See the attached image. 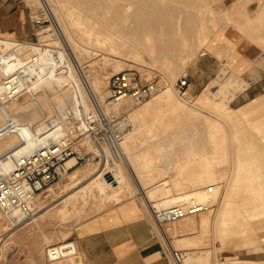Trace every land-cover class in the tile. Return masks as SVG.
<instances>
[{"label": "rangeland", "instance_id": "obj_1", "mask_svg": "<svg viewBox=\"0 0 264 264\" xmlns=\"http://www.w3.org/2000/svg\"><path fill=\"white\" fill-rule=\"evenodd\" d=\"M56 2L58 4L56 6L58 16L68 33L66 35H71L75 40L90 50H96V54L83 60V63L88 65V74L93 77L97 76V78H102L105 82L107 81V86L100 87L102 89L101 91L105 89L109 90L108 78L112 73L121 70H130L135 72L141 82L155 77L161 80V82L166 81L173 88L175 100L182 104L184 108L181 112L182 114H179L180 118L178 121L173 122L171 124L173 126L163 132L166 129L165 126L160 129L143 126L145 124L147 125V121H149L148 124L151 126H155L156 121L164 122L165 125L169 119H172L171 115L169 117L166 108L152 109L145 115L135 116L133 113L141 104L128 106L129 119L133 123V130H131L129 133L131 135L127 139L129 151L145 146L147 144L145 143L146 137H156V131L162 132L161 135L166 136L165 134L177 124L185 125L188 123V129L181 133L185 135L182 138L183 142H187V144L183 143L181 146L178 140L174 138L173 145L176 144L175 147L166 144L165 147L160 149L158 144L153 146L151 150L154 158L153 161H156V163L160 162L159 164H161L165 163L166 160L167 163H170L168 172L163 170L162 175L165 176V179L160 184L153 183L150 185L146 181L149 175H153L157 171L156 169H143L141 173L137 174L136 178L139 189L133 177L128 173V170L121 168L120 172L127 184L124 187L111 188L108 184L106 185V177L103 176L104 164L96 159L77 164V166L83 169V173H85L81 177L78 185H72L65 189V191H62V187L70 179L67 175L57 182V187L50 185L56 188L54 194L49 195L52 192L49 189L51 188L50 186L43 193H40L41 206L44 207L42 211L48 208L49 210L43 217L39 218L38 223L33 224L30 231H26L29 226L26 223L12 227L0 212V233H7V241L15 246V249L12 251L7 250L8 247L5 245L2 247L0 251L2 261L0 264H92L89 253L85 248L88 250L91 249L93 252L92 257L97 256V259L107 257L111 260V257L107 255L111 251L110 247L108 245L105 248L101 247V243L105 242L101 235L91 234L85 237V233L87 234L88 231H96L98 226H91L86 231L84 229L88 223L90 224L101 213H109L111 210L114 211L117 205L135 198L139 200L149 216L152 226L150 228L153 230L152 234L154 235L153 238L158 239L161 244L160 248L163 251V255H165L166 264H178L173 260L172 253L165 244L158 230L159 226L153 219L151 209L148 208L144 199L146 198L152 202L167 200V205L177 204L178 202L168 200L178 198L183 202L190 198H197L196 196L190 195V193H185L184 195V192H191V189L203 188L207 185H210L211 189L208 195L203 196V199H198L199 201L202 200V202L208 203L209 208L207 210L200 211L185 219H179L172 223H162L163 228L167 230L169 228L168 232L170 237L168 240L173 245L172 247L174 249H181L184 252V256L186 257L185 264L189 263L190 255L193 256L196 254L201 258L204 257V261L198 264H264V211L261 210L259 214L257 213L252 217L254 209H259V207L254 208V200L262 201L264 199V93L249 99H244L239 96L236 100H233L243 90L237 92L238 86L244 83V81L240 78L239 73L233 69L234 66L229 62L226 63V61H222L219 70L206 87V91L210 95L208 105L203 106L200 104L198 97L188 96V94L187 97H182L173 87L174 82L179 77L185 76L184 74L188 64L201 53L212 51L216 47L221 49L226 46L222 39L226 30H230L232 35L239 40L238 42L252 45L255 54L262 56V58L257 60L261 70L258 75L264 76V0H194V3L197 6L199 5L198 8L200 7L199 12L201 11V14H198V16L201 15L198 19L204 20V25L200 26L199 30L193 36L188 37V40L185 42L187 45L181 46V49L175 57L168 59H156V55H151L147 52H142L144 59L126 55L116 57V55L110 53L108 48L98 46L94 42H84L77 28L71 23L73 17L72 8L78 12H86L83 3L81 4V2L71 0H56ZM236 5L237 10L234 9ZM98 15L100 16V12H98ZM0 36L21 39L9 34H0ZM32 38L33 36L31 34L27 40ZM105 55H109L111 58L109 57V60H104ZM217 55L220 58L223 57L221 51H218ZM101 57L103 58L102 60ZM114 58H119L123 61L121 70L117 71L115 69ZM228 75L236 76L237 83L236 86L232 87L223 85V88H226L222 99L225 103L224 108L226 114L222 115L213 110L212 106L216 99L213 96L214 93L212 90L222 85V83L218 82L217 77L222 76L226 79ZM214 82L215 85H213ZM212 85L213 87L211 89L210 86ZM39 94L41 92H37L35 94L36 97L23 95L18 100L26 103L32 102V100L39 102L43 98V95L39 96ZM158 94L151 99L153 100V98L155 99L161 95ZM52 96L54 95H50L49 98H52ZM108 96L105 97L106 101L108 100ZM14 104L16 102H10L11 106ZM226 115L235 118L234 120H230L226 118ZM216 119L221 122L219 124L223 129L217 132L218 144L220 145L217 154L219 157L213 161L211 160L210 164H213L212 170L217 173L215 175L218 178L213 173H210L211 170L201 160H197V162L187 166L186 164H184L185 166L180 165L183 158L196 150L193 149V151L188 146L198 147V145L205 144L208 148L213 146L214 142L210 134L215 130L213 123ZM196 128L200 129V131L194 134L193 132ZM223 134L226 137L222 139ZM142 136L144 138H141ZM163 137L160 142H164ZM136 141L141 142L137 144ZM223 141L225 144L222 143ZM190 143L193 144L191 145ZM169 150H172V153L166 155L165 159H162L161 155L169 152ZM222 152L224 153L222 154ZM119 161H116V163H120ZM240 161L244 163L238 169V162ZM109 167L112 168L111 166ZM112 170L114 172L113 168ZM201 170L204 173L206 171L208 176L211 174L209 180L206 183L202 181L191 182L189 180V174H198ZM235 176H237V180L232 188ZM211 177L212 179H210ZM174 180L176 185H172L171 183ZM186 183H188V186H186ZM260 185L262 186L259 188ZM187 187L190 189L186 190ZM74 191H76L75 194L69 196ZM256 191L260 193L259 198ZM77 192H84L85 198L79 196ZM225 200L227 203V205L225 204L227 213L223 226L219 230L220 228L218 227L222 223L220 224L217 215L222 209ZM36 214H39V210ZM6 227L9 228V233L5 230ZM175 227L179 230L177 234L173 232V228ZM83 231L84 236L81 235ZM220 231L221 234L219 233ZM11 232L14 233L11 234ZM66 241L76 243L78 248L77 253L71 257L68 256L48 262L45 255L46 246L55 244V242L60 243ZM91 245L93 246L91 247ZM202 252L206 253L203 254ZM201 253L206 256H203ZM190 260L191 262L193 261L192 259ZM192 264L197 263L193 261Z\"/></svg>", "mask_w": 264, "mask_h": 264}, {"label": "built area", "instance_id": "obj_2", "mask_svg": "<svg viewBox=\"0 0 264 264\" xmlns=\"http://www.w3.org/2000/svg\"><path fill=\"white\" fill-rule=\"evenodd\" d=\"M25 1L33 12V38L22 40L0 36V103L23 95L33 96L37 91L41 92L40 87L35 90L36 86L60 78V91L70 86L73 97L64 107L55 106L46 118L50 130L44 135L53 131L56 135L48 136L44 144L30 152L15 154L8 149L0 155V165L4 159H10L13 167L0 171V212L12 227L22 225L35 213L34 202L38 194L65 178L81 162L98 159L104 164L103 176L113 183L115 175L109 166L121 160L120 139L132 130L128 106L144 103L167 86L166 81L161 82L156 77L141 82L135 72L121 70L108 78L109 96L102 103L88 80V65L77 59L66 40L56 0ZM188 82L186 76H181L173 84L182 97H187ZM20 128L7 116L0 125V138L7 132H18ZM44 135L34 134L36 138ZM71 159H74V165L69 164ZM208 208L207 202L190 198L163 209H151V213L155 222L162 225ZM6 234L0 233V251L4 245L7 250L15 249L7 241ZM72 242L47 245V261L73 254ZM171 253L175 263L184 257L181 249H173Z\"/></svg>", "mask_w": 264, "mask_h": 264}, {"label": "bare ground", "instance_id": "obj_3", "mask_svg": "<svg viewBox=\"0 0 264 264\" xmlns=\"http://www.w3.org/2000/svg\"><path fill=\"white\" fill-rule=\"evenodd\" d=\"M71 1L81 2V4L83 3V5L86 8V12H82V11L78 12L75 11L74 8H72L73 17L71 21V23L79 31L81 35L80 37H82L84 42L87 43L94 42L98 46L108 48L110 53L116 55V57L126 55L129 57L133 56L136 58L144 59V57H142L143 54L142 52H147L151 55L152 54L156 55V59L173 58L176 56L177 52L181 49V46L186 44L185 42L188 40V37L193 36L199 30L200 26L204 25V20L198 19L201 16V15L198 16V14L201 11L199 12L200 7L198 8L199 5L197 6L194 3V0H71ZM236 7L237 5L234 6V9H236ZM98 12H100V16L98 15ZM65 34H68L67 31L65 32ZM179 35L180 37L183 38H180ZM66 38H67L66 39L67 42L73 49L77 59H79L80 62L83 63V60H86L88 57L96 54V50L93 51L83 46L81 43H79V41L75 40L71 35L68 36L66 35ZM109 57H110L109 55H105L104 60H109L111 58ZM102 59L103 58L101 57V60ZM114 60H115L114 61L115 69L117 71L121 70L123 61L119 58L117 59L114 58ZM90 63L89 65L92 66V64ZM94 77L88 74V78H89L88 80L94 92L97 94L99 100L102 103H104L106 101L105 97L109 95V90L105 89L101 91L102 89L100 87L107 86L106 85L107 81L105 82L104 79L99 77L97 78V76ZM217 79L219 83H222V85H220L219 88L217 87L216 89L212 90L214 93L213 96L216 99L212 107L214 111L218 112L219 114L225 115L226 114L224 108L225 103L223 102L224 100L222 99L224 97V93L226 92V88H223V85L225 84L227 85V87L236 86L237 77L228 75L226 79L222 76L217 77ZM61 81H62L61 78L56 79L55 81L52 82L46 81L44 85H39L35 87V90H38L37 88L40 87L41 94H39V96L43 95L42 101L36 102L32 100V102L26 103V102H20L18 99H14L11 101L16 102V104L12 106L10 105L11 101L3 104L0 103V125L5 121V118L9 116L10 119H12L16 124H19L21 126L18 132H7L3 137L0 138V155L3 153V151H6L8 149L13 151L15 154H18L20 152H30L35 148H37L38 146H40L41 144H44L48 136L57 134L56 131H53L47 136L44 135L47 134L50 130L46 122V118L49 115H51V112L54 110L55 106H58L60 108L64 107L66 104L72 101V97H73L70 86H66L62 91H60L59 88L61 87H59L58 85L61 84ZM213 85H215V82ZM213 85L210 86V88L213 87ZM246 86H247V82L244 80V83L238 86L237 92L239 90L244 89ZM159 94H161L159 97L155 99L153 98V100L152 99L146 100V102L142 103L139 106V108L134 111L133 115L135 116L145 115L152 109L157 110V109H162V107L166 108L168 110L169 117L171 115L172 119H169L166 122L165 124L166 129H164L163 131L165 132L167 131V129L173 126L171 125L173 124V122L178 121V119L180 118L179 114L183 111L184 108L182 104H180L178 101L175 100L174 91L172 86H170V84H167L166 88L163 91H161ZM50 95H54V96H52V98H49ZM209 96H210L209 93L205 90L198 97V102L203 106L208 105ZM33 97H36V95H33ZM106 106L109 107V104H106ZM226 118L230 120H234L235 117L226 115ZM216 121L213 123L215 130L210 134V137L214 142L213 146L211 148L205 146L206 144L198 145V147L188 146L192 150L193 149L196 150L195 152H191L188 156L183 158V160H181L180 165L186 164L187 166L189 164L197 162V160H201L205 162L206 167L211 170L210 173H213L214 175L217 174L214 172V170H212L213 164H210V162L211 160L213 161L214 159L219 157V155L217 154L219 152L220 145L218 144L217 132L222 131L223 128L219 124L221 122L218 119H216ZM187 124L188 123H186L185 125L177 124L175 127L170 129L166 134L164 133L166 135L163 137L164 142H160V144H158V147L160 146L161 149L165 147L166 144L175 147L176 144L173 145L174 138L178 140L181 146L183 143L187 144V142H183L182 140V138H184L185 135L181 134L184 132V130L188 129L189 126H187ZM189 124L191 123L189 122ZM153 131L152 133H154ZM199 131L200 129L196 128L194 129L193 133L195 134L198 133ZM36 133H39L40 135H44V136L42 138H36L34 136V134ZM129 133L125 134L122 137V139H120V148L122 151L121 160L119 161L120 163H115L113 166H111L114 169V175H115V179L113 183L110 182L107 178H105L106 185L108 184L111 188H118V187L120 188L126 186L127 182L123 179V175L120 172L121 168L122 169L126 168L128 170V173L133 177L138 188H139V184L136 181L137 174L141 173L143 169H149V170L160 169V171L162 170L161 173H163V170L165 172H168L170 168V163H167L166 160L165 163H161V164L156 163V161L155 162L153 161L154 158L152 156L153 153L151 152V150L153 149V146H155V144H146L140 149L129 151V146L127 144V139L131 135ZM222 136H223L222 139L226 137L224 134ZM222 143H224V141ZM190 144L192 145L193 143ZM170 153H172V150H169V152H165V154H162L161 158L165 159L166 155ZM223 153L224 152H222V154ZM158 155L160 156V154ZM242 163L244 162L241 161L238 162V169L240 168V166H243ZM69 164L74 165L75 164L74 159H71L69 161ZM11 168H13L11 160L4 159L2 161V164L0 165V171L5 172ZM84 174L85 173H83V169H81L79 166L76 167L75 165L72 168V170L68 173V178L70 179L66 184H64V187H62V191H65V189L71 187L72 185L75 186L78 185L81 177ZM189 176H190L189 180L191 182L202 181L206 183L209 180V176H211V174L208 176L206 171L204 173V171L201 170L200 172H198V174L190 173ZM215 177L217 176L215 175ZM224 177H222V179H224ZM210 179H212V177ZM222 179L221 181H223ZM236 180H237V176H235L234 178V183L232 184V188L234 184H236ZM171 183L172 185L173 184L176 185L175 180L172 181ZM56 185L57 182L53 183L51 186L57 187ZM261 186L262 185H260L259 188ZM54 187L49 188L52 191L49 193V195H52L56 192L55 191L56 188ZM210 190H211L210 185H207L204 186L203 188L191 189L190 190L191 192L188 191L184 192V195L185 193L186 194L190 193V195L196 196L197 197L196 199H201L203 196L208 195V192ZM75 192L76 191H74V193L71 194L69 193L70 194L69 196L75 194ZM256 193L258 192L256 191ZM39 195L40 194L36 196L34 202L36 204L35 213L24 222L26 224H29L26 231H30L33 224L38 223L39 218L43 217L44 214L49 210L48 208L47 210L42 211L44 207L41 206V200ZM78 195L85 198L84 192L82 193L80 192L78 193ZM257 195H259L258 196L259 198L260 193H258ZM144 200L146 202V205L150 209H155V208L163 209L170 206L166 204L167 200L166 201L159 200L157 202L148 201L146 198ZM168 201L178 202V203L182 202V200L178 198H173L172 200H168ZM257 201L259 200H254L253 202L254 208L259 207V209L256 210L254 209V213L252 212L253 213L252 217L255 216L257 213L259 214L261 210L264 211V199L262 201H259L258 203ZM225 204L227 205L226 200L224 201V205H223L224 207L222 206V209L218 212L217 215L220 224L222 223L221 226L218 227L220 228L219 230H221V227L223 226L224 218L227 213ZM38 210H39V214H36L38 213ZM186 217L184 216V218L181 219H185ZM158 226H159L158 230L165 244L172 252L174 248L172 247L173 245L171 244V242L168 240V238L170 237L168 232L169 228L167 227L168 228L167 230L163 228L164 226L162 225L158 224ZM8 229L9 228L7 227L5 228V230H7V232L9 233ZM178 231L179 230L177 227L173 228V232L175 234H177ZM13 233L14 232H11V234ZM219 233L221 234V231ZM72 243L74 245L75 251L73 254L68 255L70 257L75 253H77L78 250L76 243L74 242ZM193 256L195 259L192 258ZM193 256L192 255L189 256L190 258H189V263L187 262L188 264H192L193 261H196L197 264L200 262L202 263L204 261V257L201 258L198 256V254ZM207 256L209 257V255ZM190 259L192 260L194 259V260L191 262ZM185 263H186V257L184 256L178 264H185Z\"/></svg>", "mask_w": 264, "mask_h": 264}, {"label": "crops", "instance_id": "obj_4", "mask_svg": "<svg viewBox=\"0 0 264 264\" xmlns=\"http://www.w3.org/2000/svg\"><path fill=\"white\" fill-rule=\"evenodd\" d=\"M32 14L29 3L25 0H0V34L27 39L31 36ZM222 39L226 46L221 49L216 47L212 51L201 53L186 67L184 75L189 81L186 88L188 96L196 98L206 90L212 77L219 70L222 61L231 63L234 66L233 69L239 73L240 78L247 82V86L233 100L239 96L249 99L264 93V76L258 75L261 70L259 63H257V60L262 56L255 54L252 45L238 42L239 40L232 35L230 30L224 32ZM218 51H221L222 58L218 57ZM148 122L143 127L160 129L165 126L164 122L160 121H156L155 126H151ZM156 133V137H146L145 143L159 144L164 135L162 136V132L159 131ZM140 142L136 141L137 144ZM156 170L153 175H149L146 179L150 185L153 183L160 184L165 179L160 170ZM186 184L188 186V183ZM188 189L190 188L187 187L186 190ZM91 226H98V229L88 231L87 234L85 233V237L91 234L101 235L105 240L104 243H101V247L105 248L108 245L111 249L110 253H107L111 257L109 260V258H102L101 256L100 259H97V256H93L95 257L93 258L91 249L85 248L92 264H166L165 255L160 248L161 244L158 239L153 238L149 216L136 198L117 205L114 211L101 213L90 224L88 223L84 230L90 229ZM81 235L84 236V231ZM80 258L82 259L81 256Z\"/></svg>", "mask_w": 264, "mask_h": 264}]
</instances>
